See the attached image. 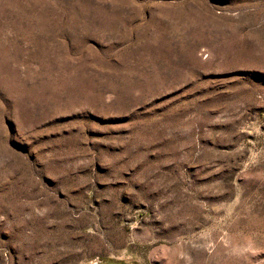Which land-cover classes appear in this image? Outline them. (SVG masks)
<instances>
[{
	"label": "rangeland",
	"instance_id": "374dc122",
	"mask_svg": "<svg viewBox=\"0 0 264 264\" xmlns=\"http://www.w3.org/2000/svg\"><path fill=\"white\" fill-rule=\"evenodd\" d=\"M0 264H264V0H0Z\"/></svg>",
	"mask_w": 264,
	"mask_h": 264
}]
</instances>
